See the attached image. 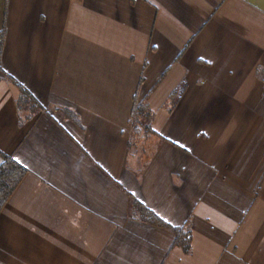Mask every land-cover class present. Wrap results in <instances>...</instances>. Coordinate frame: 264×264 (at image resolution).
<instances>
[{
    "label": "crops",
    "instance_id": "obj_1",
    "mask_svg": "<svg viewBox=\"0 0 264 264\" xmlns=\"http://www.w3.org/2000/svg\"><path fill=\"white\" fill-rule=\"evenodd\" d=\"M0 151V264H264V0H0Z\"/></svg>",
    "mask_w": 264,
    "mask_h": 264
},
{
    "label": "trees",
    "instance_id": "obj_2",
    "mask_svg": "<svg viewBox=\"0 0 264 264\" xmlns=\"http://www.w3.org/2000/svg\"><path fill=\"white\" fill-rule=\"evenodd\" d=\"M20 89V99L22 101L27 98L28 91L22 86L18 85ZM146 105L141 102H137L136 99L133 103V107L131 110L130 120L135 129H138V121L140 119V114L146 111ZM0 210L4 203L8 200L10 195L16 189L21 179L26 173V169L19 164L16 159H14L11 155L3 153L0 151ZM140 204V203H139ZM140 206V215L141 218L156 224H164V222L150 209ZM176 233L177 241L181 242L183 248L187 250L189 248V238L186 237L181 231V229L173 228Z\"/></svg>",
    "mask_w": 264,
    "mask_h": 264
}]
</instances>
